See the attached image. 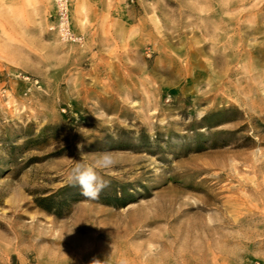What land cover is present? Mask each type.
I'll use <instances>...</instances> for the list:
<instances>
[{"label": "rangeland", "instance_id": "obj_1", "mask_svg": "<svg viewBox=\"0 0 264 264\" xmlns=\"http://www.w3.org/2000/svg\"><path fill=\"white\" fill-rule=\"evenodd\" d=\"M71 17L81 43L54 0H0V264H264V0ZM79 151L116 160L95 200Z\"/></svg>", "mask_w": 264, "mask_h": 264}, {"label": "clouds", "instance_id": "obj_2", "mask_svg": "<svg viewBox=\"0 0 264 264\" xmlns=\"http://www.w3.org/2000/svg\"><path fill=\"white\" fill-rule=\"evenodd\" d=\"M83 146L77 145L78 150ZM80 159L73 160L74 167L68 176L69 182L74 186H78L81 195L86 200H95L100 192L107 186V182L99 174L98 170L111 169L116 160L112 153L102 152L97 154L84 153L79 151ZM91 156L92 162L86 163V159Z\"/></svg>", "mask_w": 264, "mask_h": 264}, {"label": "built area", "instance_id": "obj_3", "mask_svg": "<svg viewBox=\"0 0 264 264\" xmlns=\"http://www.w3.org/2000/svg\"><path fill=\"white\" fill-rule=\"evenodd\" d=\"M55 4V23L51 30L56 32L63 42L81 43L82 38L77 36L72 28L71 5L72 0H54ZM7 80L0 73V92H7Z\"/></svg>", "mask_w": 264, "mask_h": 264}]
</instances>
